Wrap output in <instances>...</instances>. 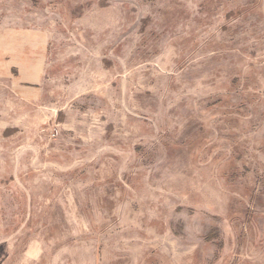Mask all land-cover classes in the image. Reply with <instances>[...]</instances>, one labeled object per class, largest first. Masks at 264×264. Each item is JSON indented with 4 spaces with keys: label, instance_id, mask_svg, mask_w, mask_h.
Listing matches in <instances>:
<instances>
[{
    "label": "rangeland",
    "instance_id": "374dc122",
    "mask_svg": "<svg viewBox=\"0 0 264 264\" xmlns=\"http://www.w3.org/2000/svg\"><path fill=\"white\" fill-rule=\"evenodd\" d=\"M0 264H264V0H0Z\"/></svg>",
    "mask_w": 264,
    "mask_h": 264
}]
</instances>
